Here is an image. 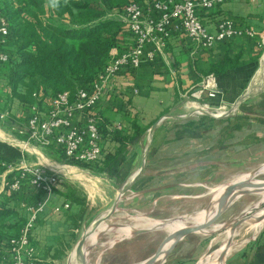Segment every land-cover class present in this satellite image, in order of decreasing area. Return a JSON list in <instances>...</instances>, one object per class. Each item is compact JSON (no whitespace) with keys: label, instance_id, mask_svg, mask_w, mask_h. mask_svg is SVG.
Returning a JSON list of instances; mask_svg holds the SVG:
<instances>
[{"label":"crops","instance_id":"0c3cea01","mask_svg":"<svg viewBox=\"0 0 264 264\" xmlns=\"http://www.w3.org/2000/svg\"><path fill=\"white\" fill-rule=\"evenodd\" d=\"M202 18L208 32L214 37L210 47H198L183 32L174 29L164 52L155 60L144 63L134 73L126 71L122 73L113 81L110 96L99 106V112L103 116V123L107 129L114 125H122L125 130L129 129L134 119L138 120L141 126H147L156 119H158L156 122L164 119L162 122L164 125L160 131L158 129L160 125L155 127V141L150 142L148 146L153 154L161 151L162 155L155 159V163L149 164L154 167L153 174L147 175L148 178L144 177L148 181L152 179L151 181L167 184L162 188L166 190L184 186L183 181L193 168H199L201 174L199 179L208 180L209 173L218 170V166L222 165L216 155L218 152L225 151L227 159L224 162L232 163L235 152L256 146L259 150V145L264 143V90L256 94L254 92L259 89H255L248 96L254 95L256 98L254 107L240 103L247 100L248 97L244 99L242 97L251 84H255L257 76L264 74V0L227 1L218 7L203 11ZM223 20L231 21L236 31L241 29L249 31L237 32L232 37L224 39L217 38L219 23ZM226 57H230L233 61L237 60L238 66L220 75L211 72L212 66L223 63ZM210 76L213 77L218 91V96L212 101L209 100L210 106L222 104L235 106L240 103L239 105L243 108L238 107L225 120H219L206 112L204 113L205 121L193 122V126L191 122L190 127L168 125L167 123L172 120L179 119L180 122L187 117L177 111L183 107L182 99L186 94L200 89ZM127 86L133 87L129 103L118 95ZM113 98L117 100L115 104L111 103ZM220 126H223V129L219 134ZM150 128L147 131L150 132ZM158 132L161 135L160 142L157 141ZM141 140L136 145H139ZM116 145L118 144L114 141L111 142V150ZM132 147L130 146L129 150ZM37 162L40 163L39 158ZM129 170L132 171L131 168ZM136 173L134 172L132 180L137 178ZM3 175L5 178L1 180L0 193L5 188L6 173L0 177ZM58 190L64 191L62 188ZM66 201L69 200L54 194L50 202L51 205L62 206ZM24 204L26 203L20 204V207L24 208ZM46 208L49 210L51 207L48 204ZM69 208L70 213L66 212L62 217L40 218L37 227L38 238L34 240L38 246L36 248L38 261L42 263L52 261L51 256L58 247L59 240L65 237L69 241V238L77 231V228L71 225V221L77 218V207L70 204ZM263 223L264 220L256 229ZM186 240L185 237L180 241L165 261L159 260L155 264H194V259L198 257L196 255L198 253L202 255V247L198 244L194 251L187 253L184 249L182 252L181 245ZM251 242L257 250V264H264V230ZM248 246L246 245L239 254L227 257L225 264H250L251 248ZM54 263L56 264V260Z\"/></svg>","mask_w":264,"mask_h":264},{"label":"rangeland","instance_id":"374dc122","mask_svg":"<svg viewBox=\"0 0 264 264\" xmlns=\"http://www.w3.org/2000/svg\"><path fill=\"white\" fill-rule=\"evenodd\" d=\"M53 19L55 22L64 25H69L70 22L69 18L57 15H53ZM7 90L6 79L3 71H0V92L2 95H5ZM263 90L264 86L254 93L258 94ZM199 91L200 89H196L186 94L182 99L183 107L177 109L178 113L187 115L186 118H183L180 122L179 119L172 120L171 122L166 120L168 123L165 122L168 125L176 124L190 127L191 125L193 126V122L205 121L204 113L206 112L213 114L219 120H225L238 107L243 108V106L239 105L240 103L242 105L246 103L248 107H254L257 101L254 95H251L245 102L241 101L235 104V106L222 104L214 107L211 105V107L206 94L203 93L200 96ZM11 106L13 116H19L21 112L20 105L15 101V103H11ZM163 121L164 119H159L157 122V126L160 125L159 131L164 125L162 124ZM11 124L10 121L0 117V133L6 137H0V141L19 147L27 154L26 158L23 159L24 164L44 166L49 174L53 173L59 176L64 183L76 187L86 196V208L83 217L80 220L77 218L71 221V225H75V223L78 225L77 231L74 233L75 238H69L67 243L68 245L70 243V245L66 250V255L62 259L56 260V264H80L75 250L81 237L87 232L97 234L106 230L111 224H124L131 229L128 233H122L120 229L110 230L100 238H95V240L94 234H89L85 248L92 244H95V246L86 252L88 256L87 264L145 263V261L155 254L169 234L182 227L201 223L204 218L199 221L197 217L201 213L204 214L205 209L209 205L211 206V210L213 208L216 209V203H210L223 187L245 179L259 182L264 181V143H261L259 150H257L256 146L242 150L241 152H235L232 163L228 161L224 162L227 159L225 151L218 152L216 155L222 165L218 166V170L209 173L208 180L206 181L199 179L201 176L199 168H193L189 171V176L184 179V186L180 185L178 189H162L167 184L151 181L152 179L148 181L144 177L153 174L154 167L149 164L155 163V159L162 155L161 151L153 154V151L148 149L149 143L155 141L154 130L152 135H150L149 131H146L141 138V143L133 145L127 151L125 157H123L121 166L117 167V169L114 168V171L111 173L97 175L89 170L73 166L88 172L96 179L95 185L91 186L86 182L73 179L63 171L56 170L54 165H70L48 155L46 148L21 139L15 127ZM222 129L223 126H220L219 134ZM160 140L161 135L158 132L157 141L160 142ZM230 150L232 151V148ZM38 158L40 159V163L37 162ZM138 171H140V175L135 180H132L134 172ZM3 178H5V175L0 177V185ZM190 184L193 186H189ZM4 185L7 186L5 183ZM60 188L65 189L63 184H61ZM23 190L27 191V188H23ZM30 191H27L31 197L28 200V204L34 206L36 205L35 200L37 196L34 192ZM227 205L218 220L208 231L186 236V242L181 245L182 252L185 249L187 253H190L194 251L198 244H201L202 247V255H199V253L196 255L198 257L194 259V264H199L200 262L219 264L221 251L228 243L230 234H232V240L227 257L239 254L246 245H249L248 247L251 248L249 263L257 264V250H255V245L251 241L264 230V223L261 227L255 229L252 227L253 221L249 220V217H258L259 214L264 213V189L248 193L239 198L235 203ZM114 207L115 210L111 215L95 227L96 221L106 216ZM77 209L76 211H78ZM239 218L246 219L238 223L236 220ZM173 221H179L180 223L171 224L164 228L165 224ZM142 228L153 230L140 235H133L131 233L133 229ZM248 242H251V244H248ZM168 256H164L160 261H165Z\"/></svg>","mask_w":264,"mask_h":264},{"label":"trees","instance_id":"16d2710c","mask_svg":"<svg viewBox=\"0 0 264 264\" xmlns=\"http://www.w3.org/2000/svg\"><path fill=\"white\" fill-rule=\"evenodd\" d=\"M143 1L60 0L58 7H50L49 0H0V7L10 30L8 43L4 48L9 54V60L0 62V71H3L8 87L5 95L0 92V114H8L4 119L15 126L30 117L32 106L36 105L47 111L56 95L68 92L72 100L79 89L88 88L104 71L114 49L122 51L133 44L125 24L116 19L115 14L121 13L133 2ZM53 15L69 18V25L55 22ZM238 64L237 60L226 57L223 63L213 65L211 72L220 75ZM130 72L134 73L135 69L127 71ZM132 92L133 87L127 86L118 95L129 103ZM216 97L207 98L212 101ZM15 101L21 107L19 116H13L11 111V103ZM115 101L117 100L113 98L111 103ZM97 111L99 112V107ZM157 120L147 126H141L138 120L134 119L131 127L126 130L122 125L121 129L114 125V132H110L102 123L101 129L107 144L101 158L92 163L68 160L63 151L55 146L47 147L46 152L60 162L78 166L97 175L111 173L122 164L130 146L138 144ZM19 137L25 139L22 135ZM113 141L118 145L111 150L110 144ZM26 156L19 147L0 141V175L7 173L10 167L19 165ZM23 173L25 176L21 178L22 189L12 190L10 184ZM30 179L31 174L22 169H15L6 174L7 186L0 193V264H13L11 241L21 237L30 217L25 208L20 207V204L28 203L31 198L27 191L31 190L36 194V203L46 196L40 195V189L31 185ZM62 184L64 191L54 190L48 202L51 208H45L40 218L62 217L66 212L70 213V208L59 213L54 212L55 206H58L51 205L54 194L69 200L71 205L78 208L76 215L79 220L83 217L86 196L76 187L64 182ZM23 188H27V191ZM39 222L30 231L35 249L34 264H55V260H60L66 255L70 243L68 245L65 237L61 238L51 256L52 261H38V246L35 241L38 238ZM74 226L78 228L76 223ZM74 238L75 234L72 235V239Z\"/></svg>","mask_w":264,"mask_h":264},{"label":"built area","instance_id":"2783aa9c","mask_svg":"<svg viewBox=\"0 0 264 264\" xmlns=\"http://www.w3.org/2000/svg\"><path fill=\"white\" fill-rule=\"evenodd\" d=\"M231 0H144L141 3L129 4L115 18L123 22L133 40L130 48L122 51L114 49L104 71L88 88H81L74 99L68 92L56 95L52 106L47 111L34 105L31 115L25 122L16 124L15 130L25 137L24 141L47 148L55 146L65 154L68 160L82 163H92L103 155L107 140L103 136V116L97 111L101 103L110 96L113 81L128 70L138 69L144 63L151 62L164 52L168 39L174 29L183 32L198 47L207 48L212 45L214 37L208 32L202 18V12L218 7ZM237 1V0H233ZM251 1V0H250ZM247 32V29L236 31L233 23L223 20L219 23L217 38L232 37L237 32ZM10 30L8 21L0 7V62H7L9 54L4 50L8 43ZM205 93L208 98L217 96V88L212 76L208 77L199 95ZM7 112L0 117H7ZM121 129V125H117ZM114 132V128H108ZM20 163L10 167L8 172L22 169L31 174L30 184L40 189V195H46L43 200L32 206L24 204L30 217L20 238L11 241L13 264H34L33 238L31 229L39 222L51 195L55 189H60L62 179L46 171L42 165H27ZM15 178L10 184L14 191L22 189L21 178ZM7 184V181L5 182ZM70 202L63 206H55L54 212L69 209Z\"/></svg>","mask_w":264,"mask_h":264},{"label":"water","instance_id":"95a60500","mask_svg":"<svg viewBox=\"0 0 264 264\" xmlns=\"http://www.w3.org/2000/svg\"><path fill=\"white\" fill-rule=\"evenodd\" d=\"M264 71V69H263ZM262 73V72H261ZM255 90V84H251V86L249 87L247 93L242 97V99L248 97L250 94H252ZM208 113V112H207ZM210 115H213L211 113H209ZM157 126V122L155 124L152 125V127L150 128V134L152 135L155 127ZM140 173V171H138L135 174V177H137V175ZM259 189H264V181L261 182L259 185L257 186H252L250 188H247V183L246 181L242 182L239 181L237 183L234 184H230L227 185L225 187H223L211 200L210 204L216 203V212L214 214V216L210 217V212H211V206L209 205L206 209H205V213H204V219L201 223H197V224H193V225H189V226H185L182 227L174 232H172L171 234H169L164 241L162 242V244L160 245V247L158 248V250L155 252V254L147 261H145V263L142 264H155L157 263L159 260H161L164 256H168L173 249L177 246V244L182 241L186 236L197 233V232H205L208 231V229H210L215 222L218 220L219 216L221 215V213L223 212V210L226 209V207L228 206L227 204H233L235 203L237 200H239V198H241L242 196L248 194V193H252L255 192L256 190ZM115 210V207L104 217L100 218L99 220L96 221L95 223V227H97L100 222H102L103 220L107 219L111 213ZM264 217V216H262ZM246 218H239L236 221L242 222L244 221ZM258 217H249V220L253 221V220H257ZM162 225V224H160ZM126 225L124 224H111L109 225V227L106 230H103L99 233L96 234V238H100L101 236H103L104 234L107 233V231L113 230L115 228H123ZM153 229H133L131 231V233L133 235H140V234H145L148 232H151ZM90 232L85 233L81 239L79 240V242L77 243L76 246V256L77 259L79 261L80 264H87V260L85 258V254L87 251H90L95 244L90 245L89 247L85 248V244L86 241L88 239V235ZM231 240H232V234H230L229 237V241L228 243L225 245V247L222 249L220 257H219V264H225L226 259H227V255L231 246ZM169 245L166 249L165 246Z\"/></svg>","mask_w":264,"mask_h":264},{"label":"bare ground","instance_id":"6f19581e","mask_svg":"<svg viewBox=\"0 0 264 264\" xmlns=\"http://www.w3.org/2000/svg\"><path fill=\"white\" fill-rule=\"evenodd\" d=\"M263 64H264V57H263ZM262 64V65H263ZM262 72V70H261ZM264 73V72H263ZM264 86V74L263 75H258L257 78H256V81H255V87L256 89H261L262 87ZM0 137L1 138H6L4 134L0 133ZM54 168L58 171H63L65 173H67L68 175H70L73 179L75 180H84L85 182L89 183L91 186H94L95 183H96V179L90 175L88 172H85L77 167H73V166H65V165H54ZM246 181L247 183V188H250L252 186H257L259 185L261 182L259 181H254V180H250V179H245V180H242V182ZM216 212V209L213 208L210 212V217L214 216ZM264 213H261L258 215V219L257 220H253L254 223H252V227H254L255 229L258 227L259 223L262 221V219L264 220ZM204 218V214L201 213L200 215H198L197 219L200 221ZM177 223H180L179 221H173V222H169L167 224L164 225V228L167 227V226H170L171 224H177ZM105 228V226H103ZM248 227V226H247ZM115 229H120V232H125V233H128L130 231V227H123V228H115ZM114 230V229H113ZM89 234H94V240L96 238V233L94 232H90ZM89 236V235H88ZM168 246V245H166ZM165 246V249L167 248ZM85 258L86 260H88V256L87 254H85ZM202 264H205V263H202Z\"/></svg>","mask_w":264,"mask_h":264},{"label":"clouds","instance_id":"9594fccd","mask_svg":"<svg viewBox=\"0 0 264 264\" xmlns=\"http://www.w3.org/2000/svg\"><path fill=\"white\" fill-rule=\"evenodd\" d=\"M59 3H60V0H49L50 7H58Z\"/></svg>","mask_w":264,"mask_h":264}]
</instances>
